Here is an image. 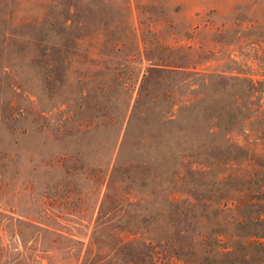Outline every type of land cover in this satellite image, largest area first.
I'll return each mask as SVG.
<instances>
[{"label":"rangeland","instance_id":"rangeland-1","mask_svg":"<svg viewBox=\"0 0 264 264\" xmlns=\"http://www.w3.org/2000/svg\"><path fill=\"white\" fill-rule=\"evenodd\" d=\"M153 52L199 74L141 87ZM263 109L264 0H0V264H116L119 234L150 242L157 264H242L197 246L180 259L177 232H223L211 249L242 251L229 217L257 178L242 143ZM169 197L186 218H168ZM121 198L147 229L115 227Z\"/></svg>","mask_w":264,"mask_h":264},{"label":"trees","instance_id":"trees-1","mask_svg":"<svg viewBox=\"0 0 264 264\" xmlns=\"http://www.w3.org/2000/svg\"><path fill=\"white\" fill-rule=\"evenodd\" d=\"M191 50L190 48H187ZM127 54L126 62L127 63H135L137 62L136 54H132V58ZM129 56V57H128ZM145 58L150 62V67L148 70V74H143L142 84L150 83L156 79V77H160L161 80H171L172 74H191L196 75L199 74L196 67L190 64L187 60H183L181 64L173 65L170 60L169 54L166 52H153L152 54L146 55ZM191 65V66H190ZM181 69V70H178ZM164 74V76H163ZM138 97L134 101V110L141 106L145 101ZM192 102L191 99H184V104H190ZM259 114V113H258ZM260 117L264 118V109L260 112ZM258 118V115L256 119ZM249 140H246L245 143H242V155L246 161L256 162V175L254 184L252 186H247V183L252 182L251 177H245L243 179L245 188L242 190L244 192V196L242 197V215H231L229 220L236 227L235 233L228 232L231 236L241 237L240 243L242 242V251H239V246L233 245L229 248H224L221 250L219 248L211 249L212 241H219L223 232H215L209 230V228H200L198 232H195V229L190 227L189 225H184L180 227L178 230L179 235V244H177L178 253H176L177 257L185 260L188 254L195 253L194 248L197 246L199 248V253L203 258L206 256H221L230 261H238L242 264H264V146L260 148L261 145H264V127L262 130H250V132L246 135ZM228 141H233L231 137H229ZM234 143V142H233ZM236 145V144H232ZM240 146V145H239ZM99 172V171H98ZM116 172V167L107 168L104 174L98 173V178L100 183L104 182L105 179L111 180L114 177V173ZM107 193L105 194L104 201L101 206H106L107 201ZM117 203V211L116 214H112V218L116 219V226L120 231H129L132 229L142 230L147 229L148 227L145 225H140L135 222V219L131 217L130 212L134 211L136 214V206L137 203L134 201L128 200L126 198H121ZM169 201L172 204H175L177 201L171 199L169 197ZM178 212L174 214H169L168 218L172 219L173 216L176 218H184L187 217V212L183 210L180 202H177ZM190 206H196V203L188 202ZM193 210V208H190ZM101 216H110L109 211H103L101 209ZM193 213V212H191ZM188 215L189 218H193V216ZM106 218V221H108ZM142 221L145 220L143 217ZM104 221V222H106ZM146 221V220H145ZM186 221L185 219L182 220ZM103 222V223H104ZM98 224L95 228L96 230H105V226ZM136 230V231H137ZM241 231V233H238ZM226 233V232H225ZM118 242L115 247L116 253L122 254V257H117L118 262L116 264H157L154 258V253L152 250L154 246L150 242L142 241L139 238H131L124 239L120 234L117 235ZM238 239V238H236ZM185 242H182V241ZM103 248V247H102ZM129 248V249H128ZM104 259H91L86 262L87 264H107L110 262V255L108 252H103ZM162 264V263H161ZM184 264H186L184 262Z\"/></svg>","mask_w":264,"mask_h":264}]
</instances>
